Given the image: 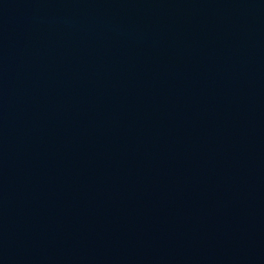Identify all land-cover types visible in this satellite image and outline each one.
Masks as SVG:
<instances>
[{
  "label": "water",
  "instance_id": "95a60500",
  "mask_svg": "<svg viewBox=\"0 0 264 264\" xmlns=\"http://www.w3.org/2000/svg\"><path fill=\"white\" fill-rule=\"evenodd\" d=\"M0 264H264V0H0Z\"/></svg>",
  "mask_w": 264,
  "mask_h": 264
}]
</instances>
